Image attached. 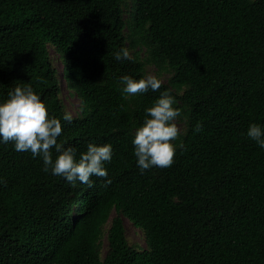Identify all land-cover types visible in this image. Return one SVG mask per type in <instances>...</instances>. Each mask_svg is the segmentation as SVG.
I'll return each instance as SVG.
<instances>
[{
  "label": "trees",
  "instance_id": "obj_1",
  "mask_svg": "<svg viewBox=\"0 0 264 264\" xmlns=\"http://www.w3.org/2000/svg\"><path fill=\"white\" fill-rule=\"evenodd\" d=\"M127 1L0 0V99L28 84L59 118L66 85L81 110L58 142L77 158L90 142L113 146L108 176L89 186L0 144V264H264V149L244 135L264 124V0H133L130 20ZM130 38L147 59H114ZM148 62L169 82L122 93L119 77H146ZM165 90L187 118L183 146L141 173L133 135Z\"/></svg>",
  "mask_w": 264,
  "mask_h": 264
},
{
  "label": "clouds",
  "instance_id": "obj_2",
  "mask_svg": "<svg viewBox=\"0 0 264 264\" xmlns=\"http://www.w3.org/2000/svg\"><path fill=\"white\" fill-rule=\"evenodd\" d=\"M129 58L127 48L114 53L117 61ZM119 80L123 85L122 93L128 96L149 89L157 91L162 83L154 74L139 79L123 74ZM176 104L175 96L165 90L144 109L143 121L136 127L132 139L133 154L141 173L152 167H170L177 148H182V142L173 143L180 136L176 121L181 116V109ZM62 120L72 121V113L65 110L59 118L50 115L45 101L30 85L17 84L10 88L5 99H0V144L11 141L16 151L30 152L33 158L39 157L43 171L62 177L71 184L79 181L91 186L90 177H107L105 163L113 158L112 144L90 142L77 158L74 147H65L58 142L63 131ZM202 127L198 121L194 131L200 132ZM244 135L264 149V124L251 122ZM0 183L6 181L0 177Z\"/></svg>",
  "mask_w": 264,
  "mask_h": 264
},
{
  "label": "rangeland",
  "instance_id": "obj_3",
  "mask_svg": "<svg viewBox=\"0 0 264 264\" xmlns=\"http://www.w3.org/2000/svg\"><path fill=\"white\" fill-rule=\"evenodd\" d=\"M133 6H134V1L128 0L126 3V13H125V17L127 20H130L129 19L131 16L130 11L132 10ZM126 32L129 35L132 33V28L130 25L127 26ZM130 43H131V38L129 39V51L131 55H133L135 52H138L141 58L147 59L148 51H147L146 45L132 46ZM55 58H57V55H55ZM56 63L59 65V68L61 70L60 61L56 60ZM149 74L158 75L161 81L166 83V82H169L173 74V71L168 66H158L154 62H148L146 64V76ZM62 97H63L67 111H70L73 116L78 115L81 110L80 109L81 101L78 95L76 94V92L70 89L69 87H66V85H64L63 91H62ZM176 123L180 129V136H179L180 138L181 135L184 134L186 130V126H187L186 116L183 113H181V116L177 118ZM173 143H176V141H173ZM115 215H116V211H113L111 214L110 220L107 222L105 226V229L109 228L112 217ZM125 223H126V233L130 241V244L137 247L138 249L144 247L146 245L145 244L146 242H145L143 232L138 227L133 226V224L127 219H125ZM107 248H108L107 242L105 239H103L102 248H101L103 254L106 252Z\"/></svg>",
  "mask_w": 264,
  "mask_h": 264
}]
</instances>
